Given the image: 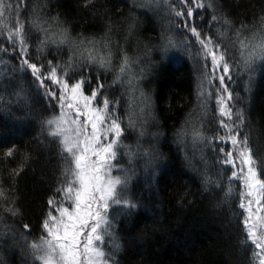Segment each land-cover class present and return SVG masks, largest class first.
<instances>
[{"label": "trees", "instance_id": "16d2710c", "mask_svg": "<svg viewBox=\"0 0 264 264\" xmlns=\"http://www.w3.org/2000/svg\"><path fill=\"white\" fill-rule=\"evenodd\" d=\"M146 1V2H145ZM28 0L29 7L19 19L27 21L33 9H44L41 17L51 23L58 17V23L51 24V31L67 28L70 36L79 38L106 37L114 41L116 59L123 47L132 57H140V64L147 68L139 87L150 97L151 118L145 123L148 133L158 134L155 138L147 135L141 141L144 150L150 152L152 162L146 165L145 158L137 157L131 163L121 156L118 163L128 170L131 177L125 190V197L137 205L131 210L114 208L110 211L113 233L120 244L119 251L113 253L115 264H250L249 248L242 247L245 239L243 210L239 208L241 185L231 181L232 197L225 202L224 189L228 186L230 166L223 170L214 165L218 150L227 144H215L216 151L204 149L208 168L197 163L193 157L191 143H178V132L186 121L194 119V112H200L197 93L202 80V60L197 57L198 47L182 46L186 33L172 30L166 33L167 20L163 8L150 6L147 0ZM15 4L16 0H8ZM213 8L204 10V21L212 15L227 19L234 29L247 26L245 36L261 29L264 18V0H211ZM15 16V13L12 14ZM201 32L215 37L214 25L200 23ZM9 27L14 19L6 15ZM49 25H45L48 27ZM131 29V32L129 30ZM27 26L25 31H27ZM5 33L7 29H4ZM170 34L177 46L164 49L162 35ZM38 35H32L29 43L35 44ZM192 40V37H188ZM0 42H6L0 38ZM231 42V41H229ZM235 54V53H233ZM34 56L35 53L33 52ZM8 59V57H6ZM63 62L68 59L67 46L60 53L47 56ZM15 64L16 61L12 60ZM79 79L78 75L73 77ZM100 79L110 84L113 75L101 74ZM244 80L230 85L235 108L244 114L242 135L247 134L253 155L264 164V65L257 67L251 81L250 90L245 92ZM6 89H0L4 97L0 101V192L4 194L2 203H9L19 210V216L4 213L6 225L23 232V224H28V240L37 241L44 235L42 222L47 217V201L55 197V190L62 183L65 161L60 155L57 141L47 135L44 121L59 114L55 102H49L25 80L28 93L27 102L17 103L13 92L17 91L16 81L5 79ZM93 75L91 87H95ZM218 86V85H217ZM90 87L85 86L86 94ZM123 89H109L105 95L109 99L120 97ZM126 98L121 100L120 115H124ZM234 108V111H235ZM208 112L205 121V135L212 137L225 135L219 128L214 97L206 103ZM123 142L136 145L135 132L126 130ZM12 150L11 156L5 155ZM197 158L199 153L197 152ZM187 157V159H186ZM116 173V172H115ZM118 173V172H117ZM119 174V173H118ZM218 181L221 187L206 185L205 178ZM264 178V174H262ZM2 211V210H0ZM53 214L56 213L53 211ZM104 250L111 252L106 238ZM0 260L4 264H32L31 258L20 242L6 239L0 246Z\"/></svg>", "mask_w": 264, "mask_h": 264}, {"label": "snow or ice", "instance_id": "6c2138e0", "mask_svg": "<svg viewBox=\"0 0 264 264\" xmlns=\"http://www.w3.org/2000/svg\"><path fill=\"white\" fill-rule=\"evenodd\" d=\"M148 2L157 8L162 6L167 20L165 32L171 33L175 29L186 33L182 46L190 48L195 44L198 47L196 55L203 62L197 93L200 112H194V119L186 121L185 127L178 132V143H191L195 150L193 157L206 169V147L216 151V143L231 145L227 151L224 147L219 148L213 166L218 165L221 170L226 166L231 168L227 177L229 184L224 189L225 202L232 197L231 181L241 182L243 191L239 194V208L244 213L245 239L240 243L249 248L250 264H264V164L253 155L248 135L241 134L244 114L234 104V100L240 97L239 93L234 97L230 88L238 79L247 77L244 90L249 91L257 67L264 65V18H261V29L250 37L244 35L245 25L234 29L230 37L229 29L233 26L227 19L212 15L210 20L204 21L201 13L213 8L211 0ZM28 7V0H16L15 4L0 0V38L7 44L0 42V89L8 87L3 83L5 79L16 81L18 90L13 92V97L17 103H26L27 78L39 95L50 103L55 102L59 114L44 121V126L48 129L47 135L58 142L66 166L61 173L62 183L55 190L60 199L53 197L47 201L49 211L42 222L44 235L37 241L30 242L25 235L31 231L28 224L22 225L23 232L6 225L3 214L16 217L19 210L12 203L5 207L2 203L4 194L0 192V246L6 239L20 242L32 264H115L113 253L119 251L120 244L113 233L110 211L137 207L125 197L131 177L118 163L119 158L126 157L131 163L141 157L145 158L146 165H150L151 154L143 149L141 141L147 135L154 138L158 135L148 133L145 128L146 121L151 118V102L139 83L147 68L135 71L140 57L130 56L120 45H116L120 53L116 59L115 42L107 36L100 39L81 37L77 43L67 28L51 31V24L58 23V17H52L51 23L41 19L44 9H33L27 21L19 19ZM6 15L15 21L11 27L5 22ZM197 17L201 24L207 23L210 28L214 25H222V28H215V37L208 32L202 33L197 26ZM46 24L49 26L45 27ZM4 29H7L6 33ZM32 35L39 37L35 44L29 43ZM189 36L193 39L189 40ZM161 39L165 50L177 46L170 34L162 35ZM65 46L68 49L66 61L47 59L52 52H62ZM12 60L16 63L13 64ZM109 73L113 79L106 85L100 76ZM75 75L79 79L70 83ZM93 75L95 87H91ZM86 85L91 89L90 94H86ZM117 88L123 89L120 97L109 99L105 95L109 89ZM213 97L217 123L226 134L209 137L204 131L208 115L206 103ZM124 98V115L121 116V100ZM3 100L0 95V101ZM126 130L135 132L136 145L123 142ZM12 154L10 149L5 155ZM114 170L119 174L113 175ZM204 183L221 187L210 177H206ZM106 238L111 252L104 250ZM0 264H4L3 260Z\"/></svg>", "mask_w": 264, "mask_h": 264}, {"label": "rangeland", "instance_id": "374dc122", "mask_svg": "<svg viewBox=\"0 0 264 264\" xmlns=\"http://www.w3.org/2000/svg\"><path fill=\"white\" fill-rule=\"evenodd\" d=\"M145 1V0H144ZM148 1V0H147ZM146 2V1H145ZM147 3H149V2H147ZM150 4V6H152V9H153V7H155V8H157L155 5H153V4H151V3H149ZM161 8V7H160ZM159 8V9H160ZM158 9V8H157ZM199 20V19H198ZM228 145V148H230L231 147V145L230 144H227ZM123 168H125V166H123ZM116 171L114 170V172H113V175H117L118 173L116 172ZM238 181V180H237ZM239 182V184L241 185V191H243V187H242V184H241V182L240 181H238ZM67 206V205H66Z\"/></svg>", "mask_w": 264, "mask_h": 264}]
</instances>
